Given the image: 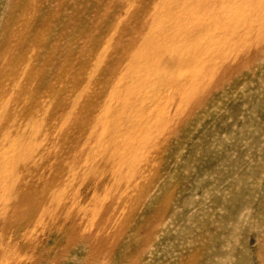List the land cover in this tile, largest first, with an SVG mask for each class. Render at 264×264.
Instances as JSON below:
<instances>
[{"label":"rangeland","instance_id":"rangeland-1","mask_svg":"<svg viewBox=\"0 0 264 264\" xmlns=\"http://www.w3.org/2000/svg\"><path fill=\"white\" fill-rule=\"evenodd\" d=\"M0 264H264V0H0Z\"/></svg>","mask_w":264,"mask_h":264}]
</instances>
